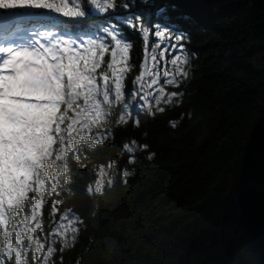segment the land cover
Masks as SVG:
<instances>
[{"label":"trees","instance_id":"1","mask_svg":"<svg viewBox=\"0 0 264 264\" xmlns=\"http://www.w3.org/2000/svg\"><path fill=\"white\" fill-rule=\"evenodd\" d=\"M49 4L41 23L73 47L58 58L50 123L37 129L49 147L1 214L0 264H264V0ZM137 17L185 36L188 64L173 57L179 87L164 85L159 50L153 65L129 28ZM120 41L133 45V67L117 86ZM147 54L164 86L150 108L140 100ZM66 217L75 221L63 238Z\"/></svg>","mask_w":264,"mask_h":264},{"label":"rangeland","instance_id":"2","mask_svg":"<svg viewBox=\"0 0 264 264\" xmlns=\"http://www.w3.org/2000/svg\"><path fill=\"white\" fill-rule=\"evenodd\" d=\"M26 3L27 0H0V4L8 5L7 8L13 10L12 14L0 17V36L8 34L9 37L24 38L29 47V49L26 48L22 51L13 52L10 56L5 57L2 63L5 64L8 70L10 64L17 60L27 62L31 72L28 84L11 92L6 86V80L9 74L0 76V218L2 216L1 214H3L4 211L6 212L5 207H11L19 200L15 198L12 190L8 187L11 177L9 176L8 169L5 167V127L9 122V113L12 111L16 113L15 127L19 134V142L23 146L21 151L24 152L25 158L31 160L27 175H24L22 180L17 177L20 191L22 195H25L31 177V167L49 147V143L39 136L37 129L49 125L51 117L49 112L50 104L57 100L59 95L63 92L62 87L59 85V81L62 80L64 74L58 68L55 60L60 53L62 41L65 40V47H72L73 43L72 38L67 36H65V38L59 37L60 35L54 28L40 27L39 25L41 24L35 23V25L26 26L24 28L17 26L16 24L19 22L22 23L23 21H39L37 13L41 7L24 6ZM4 43L3 41L0 49L3 47ZM118 43L119 42H117V44ZM124 51L125 45L120 41L116 47L115 53L118 56L124 53ZM114 76L117 82L115 85L117 84V86H120L122 84V73L120 71L114 72ZM85 81L90 85V76H85ZM100 82L101 86H103V92H105L108 81L105 78L101 79ZM93 83L95 84L94 81L92 85ZM145 85L146 88L141 90L142 95H140V100L142 97L144 107L149 108V98L151 101L155 99L159 103L163 99V91L158 95L161 89L158 88L157 81L149 85L150 89H154L155 95H152L150 91L147 90L148 84ZM103 92L101 91L100 93ZM10 97H14V99ZM158 103L153 104L157 105ZM90 110L93 112L91 107ZM74 221L75 219L72 220L70 217H66L62 220L59 227L61 230L60 234L63 238L72 233ZM234 224L235 227H237V223Z\"/></svg>","mask_w":264,"mask_h":264},{"label":"snow or ice","instance_id":"3","mask_svg":"<svg viewBox=\"0 0 264 264\" xmlns=\"http://www.w3.org/2000/svg\"><path fill=\"white\" fill-rule=\"evenodd\" d=\"M106 2V10L107 8H113L115 7V0H105ZM134 3V0H133ZM24 6H34V7H43V6H50L49 0H27L26 5ZM126 8L129 7L128 4L124 5ZM72 15H80L78 11L72 10ZM129 28L132 29L134 32H137L144 41L147 42L146 47L148 53L151 52V61L153 65L156 64L157 61V55L156 51L159 50V58L162 60V64L160 67V71L163 72V78H164V85H175L176 87H179V81L173 79L174 73L178 70L177 65L181 63V60H177L173 62V57L175 56H181L179 53L184 52L185 46L182 41L185 40V36H175L167 29H162L159 25H153L152 27H149L144 23V20L142 17H137L134 22H129ZM122 37V33L119 34ZM153 39L155 40V43H153ZM133 45L128 44L125 42V51L123 56L126 58L125 62L121 64V67L123 68L122 77L125 79L126 82V76L127 73L131 71L133 65L131 63L127 62V58H130V52ZM182 63L184 65H187L189 62V57L187 54L181 56ZM165 65L171 66V71L168 67ZM181 77L186 75V70L180 69ZM9 77L6 80V86L8 87V90L11 92L13 90H16L18 88L24 87L28 84L29 78L31 76V72L28 68L27 62H22L20 60H17L10 64V67L8 69ZM141 73L139 72L134 78H133V84L138 83L137 77H139ZM161 79L160 72L156 70L155 67H153L152 71L148 73V79L147 84L152 85L154 81H158V87L160 89H164L163 85L159 84V81ZM140 87H145V84L140 82ZM150 93L152 95H155L154 89H149ZM179 93H172L171 97L178 96ZM171 97H169V102H171ZM11 99H14V97H10ZM141 102L143 104V98L141 97ZM153 103H158L157 100L153 99L149 102L148 107L150 108ZM11 107V106H10ZM161 112L165 111V108L159 109ZM152 115H155V113H150ZM15 111H12L9 113L8 117V124L5 127V167L8 169L9 176L11 179L9 180L8 187L12 190L14 196L16 199H19V197L22 195V192L20 191V188L18 186L17 177H19L21 180L23 179L24 175H27L29 166L31 165V160L25 158L24 152L21 151L22 145L19 142V134L17 132V129L15 127ZM128 121L126 120L125 123ZM133 126H139L138 119L135 121H132ZM135 144V142H133ZM129 146L125 145V148L127 149ZM144 149L147 148V146H143ZM151 159V156L149 157ZM127 175V173H125ZM11 255V253H9Z\"/></svg>","mask_w":264,"mask_h":264},{"label":"water","instance_id":"4","mask_svg":"<svg viewBox=\"0 0 264 264\" xmlns=\"http://www.w3.org/2000/svg\"><path fill=\"white\" fill-rule=\"evenodd\" d=\"M149 64H150V62H149V56H148V54H147V55H146L145 62H144V64H143V66H144V76H143V78H142V81H145V80L148 78ZM238 216H239V217L241 216L240 212H238Z\"/></svg>","mask_w":264,"mask_h":264}]
</instances>
